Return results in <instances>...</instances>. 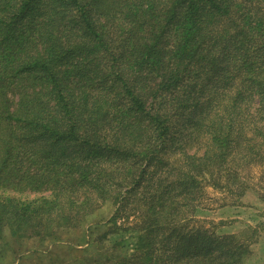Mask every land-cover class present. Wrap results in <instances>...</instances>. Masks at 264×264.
I'll use <instances>...</instances> for the list:
<instances>
[{"label": "trees", "instance_id": "trees-1", "mask_svg": "<svg viewBox=\"0 0 264 264\" xmlns=\"http://www.w3.org/2000/svg\"><path fill=\"white\" fill-rule=\"evenodd\" d=\"M262 136L264 0H0V264L98 201L146 210L131 264H242L186 224L200 168L253 165Z\"/></svg>", "mask_w": 264, "mask_h": 264}, {"label": "rangeland", "instance_id": "rangeland-1", "mask_svg": "<svg viewBox=\"0 0 264 264\" xmlns=\"http://www.w3.org/2000/svg\"><path fill=\"white\" fill-rule=\"evenodd\" d=\"M206 79V78H204ZM202 81L208 88L218 89L219 82ZM239 78L235 85L239 86ZM231 94V93H230ZM229 96V95H228ZM254 108L252 114H254ZM190 117V116H188ZM187 116L176 117L172 121L173 141L168 143L172 149L174 139H179L177 133L184 129ZM243 137L251 139L250 133L243 130ZM247 135V136H244ZM264 137V136H262ZM258 138L256 162L246 166L239 164L236 153L227 158L225 167H201L198 176L197 210L192 220L187 223V230L199 229L207 231L215 238L233 237L230 243L239 245L245 251L242 264H264V138ZM262 143V145H260ZM171 155V154H170ZM166 155L167 161H172V155ZM222 165V164H221ZM157 168L150 167L148 172ZM168 168V167H164ZM200 191V192H199ZM197 193V194H198ZM33 197L34 195H30ZM96 200V199H95ZM81 225L78 231H69L60 236L59 240H48L43 245L38 242L25 244L7 252L5 264L15 260L14 264H131L135 253L139 228L143 225L145 209L140 208L129 220L117 218L116 223L111 219L117 207L112 201L100 203ZM145 217V216H144ZM138 229V230H137ZM186 246L182 243L181 247ZM182 253L184 248H179ZM17 253V256L13 255ZM208 254L207 250L199 252ZM215 252L213 255H216ZM168 254H163L166 258ZM161 259L159 254L156 257Z\"/></svg>", "mask_w": 264, "mask_h": 264}]
</instances>
